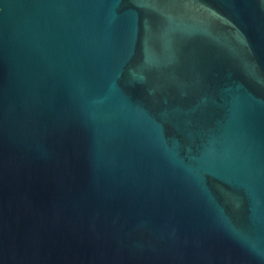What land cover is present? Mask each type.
<instances>
[{"label": "water", "instance_id": "water-1", "mask_svg": "<svg viewBox=\"0 0 264 264\" xmlns=\"http://www.w3.org/2000/svg\"><path fill=\"white\" fill-rule=\"evenodd\" d=\"M0 264H264V0H0Z\"/></svg>", "mask_w": 264, "mask_h": 264}]
</instances>
